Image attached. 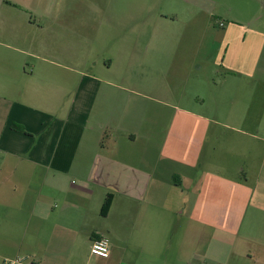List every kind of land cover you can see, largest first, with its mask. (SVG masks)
I'll use <instances>...</instances> for the list:
<instances>
[{
	"label": "crops",
	"instance_id": "obj_1",
	"mask_svg": "<svg viewBox=\"0 0 264 264\" xmlns=\"http://www.w3.org/2000/svg\"><path fill=\"white\" fill-rule=\"evenodd\" d=\"M23 1L0 0V264H264V0H209L211 9L174 0L209 19L201 28L220 19L211 59L220 70L219 166L214 145L205 150L217 120L174 104L173 53L189 47L180 69L197 70L195 81L203 38L124 41L136 88L73 87L88 74L96 7L112 26L119 0H36L42 14ZM168 14L178 19L160 14L158 29ZM23 56L38 64L20 68ZM177 205L191 207L189 226L166 246ZM99 236L109 239L106 258L90 254Z\"/></svg>",
	"mask_w": 264,
	"mask_h": 264
},
{
	"label": "rangeland",
	"instance_id": "obj_2",
	"mask_svg": "<svg viewBox=\"0 0 264 264\" xmlns=\"http://www.w3.org/2000/svg\"><path fill=\"white\" fill-rule=\"evenodd\" d=\"M25 0L28 5L32 6L38 14H42L41 8L39 7L36 0ZM115 1L113 0V5L115 7ZM94 2V1H93ZM145 4L150 10L143 12H138L136 6L139 7ZM94 4H99V1L95 0ZM207 9H211L212 2L209 0H204L202 3H199ZM118 8L114 9L112 15L113 24L109 26V15L105 11L101 10V7H96L97 24L94 29H91V40L94 41V46L91 53V62L87 63L86 68H82L84 72L88 74H82L80 77H77L74 82L69 83V85L76 86L79 84L82 87H89L100 84L101 86L105 85H120L127 88L134 89L136 88V71H137V62L131 60H123L122 54L124 52L122 44L124 41H132L137 43L138 40H142L143 37H171L177 38L178 40H184L186 38H203L204 43L201 46V51L198 54L201 61L203 62V67L199 71L201 78L199 77L194 81L193 73H197V70H192L190 74L184 75L185 70L180 69L181 66H184V63L188 61V57L191 52L188 51L189 47L187 46H178L173 53L176 64H181L178 67V73H176V82L172 87L176 93V99L174 104L178 108H192L193 111L197 110L195 108H202L200 112H204L210 117L216 119L217 124H211L209 135H211L208 140L206 139L205 150H212V145H214L216 152L214 153L213 164L219 166L220 162V70L215 68L211 59L213 55L216 54L219 46L216 43L218 39L216 36L220 35V19H210V23L215 22V25H210L209 29L206 30L201 28L207 20L204 15L195 14V9L189 10L186 8V5L181 4L179 1L175 2L174 0H127V4L120 2L118 3ZM99 8V9H98ZM168 12H174V15L178 13V19H173L171 15L168 14L165 24L167 27L158 29L156 26V21H158L160 14H165ZM198 15V16H197ZM196 16V17H195ZM220 16V14H218ZM196 22L197 25L186 24L189 21ZM128 20V21H127ZM128 22V23H127ZM134 22V23H133ZM20 31H16V34L19 35ZM123 49V50H122ZM138 48L137 50H141ZM28 59V60H27ZM106 60L113 61L111 70L108 72L101 68L103 62ZM207 61V63L205 62ZM38 64L33 58H27L23 56L20 68H24L27 71H30L31 64ZM16 69V68H15ZM182 70V75L179 74ZM207 76L210 85L215 82L218 89L209 93L208 87L204 84V77ZM92 77V78H91ZM124 79L122 82L120 79ZM206 78V77H205ZM154 80L152 79L150 83ZM164 81V79L161 80ZM111 82V83H110ZM21 84V83H20ZM163 84V83H162ZM196 87V88H195ZM201 87V89H200ZM71 88V87H68ZM199 88V89H198ZM202 100H196L197 97ZM131 101H145L151 103L148 99H143L132 95ZM143 99V100H142ZM202 106V107H201ZM179 111V110H178ZM163 127L161 126V129ZM164 132L162 129L161 135ZM152 137V134H150ZM205 155V152H204ZM198 165H205L204 158L200 159ZM189 206L177 205L176 208V217L175 222L169 230L168 237H166L165 245L169 243L171 237L173 241V246L177 245L174 243L177 238V235L180 234V231L184 230V227L189 226V215H190ZM180 210L182 213H180ZM178 233V234H177ZM177 234V235H176ZM171 248V247H170ZM172 249V248H171ZM173 257L172 250L168 249L166 253L163 254L162 259H166L167 262H170ZM3 260V259H2ZM1 260V262H2ZM170 262L169 264H173Z\"/></svg>",
	"mask_w": 264,
	"mask_h": 264
},
{
	"label": "built area",
	"instance_id": "obj_3",
	"mask_svg": "<svg viewBox=\"0 0 264 264\" xmlns=\"http://www.w3.org/2000/svg\"><path fill=\"white\" fill-rule=\"evenodd\" d=\"M109 244H110L109 239L105 236H99L97 238H94L90 244V254L101 257V258L108 257ZM20 261L21 259L17 258L15 260L4 261L1 264H16Z\"/></svg>",
	"mask_w": 264,
	"mask_h": 264
},
{
	"label": "trees",
	"instance_id": "obj_4",
	"mask_svg": "<svg viewBox=\"0 0 264 264\" xmlns=\"http://www.w3.org/2000/svg\"><path fill=\"white\" fill-rule=\"evenodd\" d=\"M16 129H19L21 131H24V129L22 127H19L17 125L14 126ZM112 203V195L111 194H107L102 202L101 208H100V214L102 216H106L108 214V211L110 209Z\"/></svg>",
	"mask_w": 264,
	"mask_h": 264
}]
</instances>
